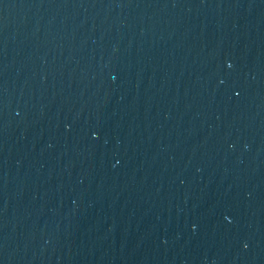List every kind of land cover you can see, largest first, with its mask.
<instances>
[{
	"label": "water",
	"instance_id": "obj_1",
	"mask_svg": "<svg viewBox=\"0 0 264 264\" xmlns=\"http://www.w3.org/2000/svg\"><path fill=\"white\" fill-rule=\"evenodd\" d=\"M205 0H0V109L137 44Z\"/></svg>",
	"mask_w": 264,
	"mask_h": 264
}]
</instances>
